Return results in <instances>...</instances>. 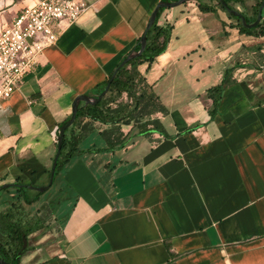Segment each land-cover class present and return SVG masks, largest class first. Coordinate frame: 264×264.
<instances>
[{
    "label": "crops",
    "instance_id": "crops-1",
    "mask_svg": "<svg viewBox=\"0 0 264 264\" xmlns=\"http://www.w3.org/2000/svg\"><path fill=\"white\" fill-rule=\"evenodd\" d=\"M85 1L88 9L0 99V210L15 196L3 184L26 185L33 198L48 183L74 99L93 96L165 0ZM27 3L0 0V30ZM176 7L158 16L173 25L165 51L138 67L167 110L153 115L166 135L137 133L131 122L120 126L123 146L74 154L41 201L60 231L31 234L19 264H264V35L240 32L195 0ZM231 66L211 117L206 90ZM104 128L96 122L80 149L105 147Z\"/></svg>",
    "mask_w": 264,
    "mask_h": 264
},
{
    "label": "trees",
    "instance_id": "trees-1",
    "mask_svg": "<svg viewBox=\"0 0 264 264\" xmlns=\"http://www.w3.org/2000/svg\"><path fill=\"white\" fill-rule=\"evenodd\" d=\"M195 1L201 11H213L216 9L225 11L227 16L234 20V26L242 33L264 35V7L260 21L253 27H246L242 24L239 17L224 9L220 0H211L213 1L212 4L201 0ZM224 1L229 8L234 10L237 9L233 7V3L246 7L245 0ZM261 2L262 0H255L251 4V14L249 16L238 10L245 17L246 23L255 21ZM162 9L158 10L155 20L145 33L146 43L142 52L129 58L123 65H119L128 53L116 65L114 69L116 71L109 88L98 102L79 105L73 122L64 132L54 177L61 167L76 153L81 151L97 152L103 149H113L116 146H123L128 134L120 131L122 124L132 122V128H135L136 132L140 134L158 131L163 136L166 135L159 119L153 117V115L157 112L165 115L167 110L160 102L158 95L147 84L145 76L138 69L139 65L144 63L149 67L152 61L164 52L167 47L173 25L167 22L158 23V16ZM140 38L141 36L137 39L131 52H137L140 49ZM234 68L235 66L225 68L221 81L206 90L207 97L212 101L208 109L211 117L216 113L225 87L232 81L231 76ZM114 70L105 80L94 87L93 97H96L104 90ZM96 122L106 125V128L100 130L106 146L81 150L80 142L94 129ZM11 188L14 189L15 196L7 206L0 210V259L5 264H19L21 256L29 248V236L38 230L49 227V224L55 222V217L53 215V207L48 202H43L35 209L29 208L31 203L37 201L42 192H36L33 198H29V190L26 185L18 183L4 190Z\"/></svg>",
    "mask_w": 264,
    "mask_h": 264
},
{
    "label": "built area",
    "instance_id": "built-area-1",
    "mask_svg": "<svg viewBox=\"0 0 264 264\" xmlns=\"http://www.w3.org/2000/svg\"><path fill=\"white\" fill-rule=\"evenodd\" d=\"M85 0H29L0 30V99L8 98L43 48L88 9Z\"/></svg>",
    "mask_w": 264,
    "mask_h": 264
},
{
    "label": "water",
    "instance_id": "water-1",
    "mask_svg": "<svg viewBox=\"0 0 264 264\" xmlns=\"http://www.w3.org/2000/svg\"><path fill=\"white\" fill-rule=\"evenodd\" d=\"M186 0H175V1H160L156 6L155 8L153 9V11L151 12L150 14V17H149V21L145 27V30L143 32V34L141 35V38H140V43H141V47L140 49L137 51V52H130L121 62L119 65H123L129 58L131 57H134L138 54H140L142 52V50L144 49V46H145V43H146V31L149 29V27L152 25L153 21L155 20L156 18V15L158 13V10L160 8H171V7H175L179 4H181L182 2H184ZM222 6L224 7V9L231 13L232 15L234 16H237L240 18V21L242 22V24L246 27H253L255 26L261 19V16H262V9L264 7V0H262L261 2V5L259 6L258 8V12H257V16H256V19L254 22L252 23H246L245 21V17L238 11V10H234V9H231L228 7L227 3L224 1V0H220ZM115 71L113 72V74L111 75L110 77V80L109 82L106 84L104 90L98 94L96 97H93V96H89L87 94H80L78 95L74 101H73V109H72V113H71V116L70 118L65 122L63 123L60 128L58 129V132H57V139H56V144H57V150H56V153H55V156L53 158V162H52V165H51V168H50V172H49V179H48V183L45 185V186H42V187H35V189L37 191H45L49 188V186L52 184L53 182V177H54V171H55V167H56V163H57V159H58V156L60 154V151H61V146H62V139H63V136H64V132L65 130L70 126V124L73 122L74 120V117H75V114L79 108V103L82 101L84 104H94L96 102H98L102 96L107 92L108 88H109V85L111 83V80L115 74ZM12 185H17V184H3L1 186V188H8ZM30 188H32L30 186ZM0 264H5L4 261H2L0 259Z\"/></svg>",
    "mask_w": 264,
    "mask_h": 264
},
{
    "label": "rangeland",
    "instance_id": "rangeland-1",
    "mask_svg": "<svg viewBox=\"0 0 264 264\" xmlns=\"http://www.w3.org/2000/svg\"><path fill=\"white\" fill-rule=\"evenodd\" d=\"M188 1L189 0H186L185 2H188ZM201 1L204 2V0H201ZM209 1H211V0H209ZM254 1L255 0H251V1L245 0L246 7L240 6L241 11H243L245 13L246 10L248 9L251 12V4H253ZM234 5H235V3H233V7H234ZM175 8H177V7L175 6ZM165 9H167V8H163L162 11L165 10ZM221 11L226 14L225 11H223V10H221ZM55 192H56V190L53 189V186L49 187L45 191H42L41 194L43 196L41 197V199L37 203H33L32 204V207L33 208H37L40 204H42L41 201H44V200L47 201V200H49L55 194ZM56 220H57V218L55 217V220H54L55 222L54 223L52 222L51 224H49V227L45 228L46 231L44 232V234H45L44 236H50V238H51L53 235H57L58 234V232L60 231V229H59L60 228V224H59V221L58 220L56 221Z\"/></svg>",
    "mask_w": 264,
    "mask_h": 264
}]
</instances>
